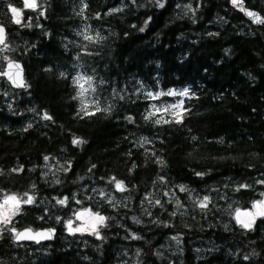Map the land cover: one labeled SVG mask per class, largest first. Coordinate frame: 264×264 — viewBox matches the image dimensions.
Listing matches in <instances>:
<instances>
[{
	"label": "trees",
	"instance_id": "16d2710c",
	"mask_svg": "<svg viewBox=\"0 0 264 264\" xmlns=\"http://www.w3.org/2000/svg\"><path fill=\"white\" fill-rule=\"evenodd\" d=\"M244 3L264 17L263 0ZM9 4L23 10L21 25L12 24ZM37 4L33 11L24 9L23 0H0V24L13 49L0 57V70L4 57L20 61L28 85L14 91L0 78V192L68 197L55 214L63 218L74 200L115 214L104 202H85L84 193L112 177L124 182L133 204L160 180L217 198L195 214L153 210L163 225L152 229L131 224L120 206L122 223L109 221L101 238L86 244L63 237L51 212L27 205L12 227H54L56 239L16 245L3 231L0 262L116 264L120 249H128L138 254V264H166L165 240L176 236L180 248L173 264H264V217L244 230L224 211L225 197L233 208L245 209L264 192V28L252 27L227 0ZM83 28L93 33V42L78 36ZM77 70L94 80V115H85L74 99ZM182 89L189 91L182 123L145 120L152 103L172 100L153 101L149 92ZM96 106L102 111L95 112ZM45 114L52 119L44 120ZM74 137L86 143L73 145ZM45 156L61 166L54 182L42 176ZM241 184L250 187L237 191ZM132 231L138 239L129 237ZM201 243L216 248L198 252Z\"/></svg>",
	"mask_w": 264,
	"mask_h": 264
},
{
	"label": "rangeland",
	"instance_id": "374dc122",
	"mask_svg": "<svg viewBox=\"0 0 264 264\" xmlns=\"http://www.w3.org/2000/svg\"><path fill=\"white\" fill-rule=\"evenodd\" d=\"M264 1V0H263ZM12 17V16H11ZM12 21V20H11ZM12 24H14L12 22ZM78 36L81 38V40L83 42L87 41L84 39V35H90L93 37L94 39V35L93 33L88 30V29H82L81 31H78ZM0 48H3V46H0ZM13 51L11 45L8 44V48L5 49L4 51L0 52V57H2L5 53L11 52ZM8 58V57H7ZM10 60V58H8L7 60H5V63L8 62ZM4 63V64H5ZM2 71V69L0 70ZM83 76L85 78L90 77L88 74H84L83 72H81L80 70H77L75 72V75L73 77V83L76 86L77 89V99H78V103L80 108L83 107V104H87L89 107L85 110L87 112H90L94 106L96 105V99H95V94H94V80L92 79V77H90L92 79V87L88 90V92L85 93V95L83 97H79L78 96V92L80 91V89L78 88V86L75 84V80L77 77ZM85 87L87 88L88 85H85ZM185 89L176 91V92H180L183 91ZM175 91V90H172ZM163 92H168V91H162V90H158L157 92H152V93H163ZM165 96H161L159 99L163 98ZM169 98H171L172 100H168V101H164V102H154L151 104L150 108L147 111V114L150 111H153V105H155L157 108H161V107H167L168 105H172V104H177L180 103L181 101L183 102L184 99L187 97H182V96H167ZM157 100H153V101H157ZM157 119H161V120H168V119H173L175 120V118L173 117V115L171 114V112H161L158 113L157 115L153 116ZM141 142L145 143V140H142ZM44 165L42 167V176H44L46 179H49L50 181L54 182L57 179V175L61 170V166L56 163L55 161L48 159V161L44 162ZM187 189V191L181 192L180 191V186L177 187L176 189H173L171 185H169L168 183L164 182V180H160L159 183H157L155 186H152L151 189L143 196L139 199V201L137 203H132L129 201L128 198V192L126 191H117L115 188V183H109L106 182L105 184L101 185V186H96L93 187L92 189L89 190H85L84 193L87 194V198L85 199V202L88 201H93V202H104L106 205L109 206V211H114L115 214H105L103 212L100 211V208L98 206L91 208L90 206H84V202L80 201V200H74V206L71 210V213L69 215H67L66 217H56L55 214L57 212V209L60 206H65V205H60L57 203V198L54 199H49L46 197H36L35 194H28L30 196H34V202L28 206L31 205H38L40 207L43 208V211L45 213H49L51 212L49 215H51L52 218H54V221L56 223H62V236L63 237H74L76 239H81L83 240V244H86V241L88 238H93L96 239L95 235H89L87 232L81 234V233H74V234H70L65 226V222L68 220H72L73 221V226H79L82 221H78L76 220L75 214L77 212L83 211L85 209H89L94 213H99L100 215H103L105 217H107L106 221H105V226L108 224L109 221H115L116 223H122V218H124V214L125 213H119V207L120 206H124L126 211H129V222L133 225H142L147 229H152V227H159L162 226L163 223L161 222V220L159 218L156 217H152V211L158 209L159 210V215L163 214V213H178L179 215H186L187 213H189L191 211L192 214H195V211L198 210L197 212L203 211L205 208H201L199 206L200 201H202L204 199L203 196H201V194L194 192L191 188L185 187ZM101 193H103V196L101 195ZM167 193V194H166ZM5 195H10L8 194V192H0V201L3 200V197ZM17 195V194H16ZM18 197H21L23 199H26L27 197L24 196V194L22 195H17ZM147 197V199H146ZM216 196H210L208 198V203L209 201H211V203H215L216 201ZM260 200H264V196H261L259 199L255 200V201H260ZM77 201H79V203H77ZM157 201H159V203H157ZM253 201V202H255ZM251 203L249 208H245V209H241V211H249V212H256V209L252 208V204ZM207 203V204H208ZM225 204L226 206L224 207V211L226 212V216L229 217V219L239 228H242L239 224L236 223V220L234 219V213H235V209L233 208V205L231 204V201L225 197ZM27 205H22L21 209ZM135 206H137L136 210L133 209L135 208ZM131 211V212H130ZM52 212H54V214H52ZM127 215V214H126ZM17 216V215H16ZM12 217V221L9 225L5 226L0 224V237L3 233V231H5L6 233H8V235L11 237L12 241H13V234L10 231H7L6 228H12L13 225V220L15 219V217ZM158 216V214H157ZM59 218V219H58ZM263 218L261 216H257L255 218V223L260 219ZM87 220H89V222L91 221V218H85ZM251 217H241V220L244 222H248L249 220H251ZM221 223L223 226H227L229 224L228 221H224L223 218L220 219ZM254 223V224H255ZM253 224V225H254ZM252 225V227H253ZM104 226V227H105ZM104 227H100V230ZM31 228V227H30ZM33 229V228H32ZM42 229V228H40ZM17 231H19L18 229H16ZM246 230V229H244ZM134 235V231L129 232V237L132 239V236ZM100 237H101V233H100ZM134 240V239H133ZM166 244L164 246V251H163V255L167 256V260H166V264H173L171 259L172 257H175L176 255H178L177 253L179 252V246L180 244L178 243L179 238L176 236L173 237H169L168 239L165 240ZM204 243H201L199 246H197V251H209V250H214L216 247L211 244L208 243L206 245H203ZM137 257L138 254H134L132 253L130 250L128 249H120L119 251V258L117 259L116 264H134L137 261ZM178 257V256H177ZM138 264V263H136Z\"/></svg>",
	"mask_w": 264,
	"mask_h": 264
},
{
	"label": "snow or ice",
	"instance_id": "6c2138e0",
	"mask_svg": "<svg viewBox=\"0 0 264 264\" xmlns=\"http://www.w3.org/2000/svg\"><path fill=\"white\" fill-rule=\"evenodd\" d=\"M231 4L234 8H237L239 11L243 12L246 16L251 18L254 24H264V18H261V16L258 15L256 12L249 11L244 7V0H231ZM159 6L161 8L164 7L163 3H160ZM23 7L24 9H30V10L35 11L38 8L37 0H23ZM85 7H87V5H85ZM8 9L12 16V22L16 25H21L23 10L11 4L8 5ZM120 10L121 9H113V11H120ZM81 11H83V9H81ZM40 15L43 16L44 13L41 12ZM22 26L31 27L30 24H25ZM133 27H135V25H133ZM143 30H144L143 28L140 29V31H143ZM84 39L89 42H93V37L90 35L85 34ZM0 45H3V48H0V52L8 48V44L6 43V29L2 25H0ZM4 59L7 60L8 58L4 57ZM22 73H23V69L21 68L20 64L9 61L8 71L0 72V75L8 77V79L11 80L13 85L16 87L27 88L28 85L24 82L22 78ZM61 75H63V73H61ZM75 84L80 89V91L78 92V96L83 97L85 93L88 92V90L92 87V79L90 77L85 78L83 76H80L76 78ZM85 85H88V87L86 88ZM147 95L150 99L157 100L161 96L186 97L189 95V91L188 89H185L180 92L170 90L168 92L155 93V94L152 92H149ZM76 98L77 97H74V99ZM88 107L89 106L87 104H83L81 111H83L85 115H94L95 113L85 111ZM152 107H153V111H150L145 116V120H149L150 118H152L153 116L161 112H171V114L175 118V122L182 123L183 113L188 111V109L184 107L182 101L177 104L168 105L167 107L157 108L155 105H153ZM101 111L102 109L99 106H96L95 112H101ZM103 111H108V109H103ZM43 119L51 120L52 117L45 114L43 116ZM128 119L131 122L132 118L128 117ZM163 122L169 123L171 121L165 120ZM155 123L160 124L161 120H156ZM29 127H31V124H29ZM192 139L195 140L196 137H192ZM72 143L73 145H79V144L86 143V141L74 137L72 140ZM44 159L47 162L49 157L45 156ZM160 163L162 164L163 161H160ZM92 167L94 168L95 165H93ZM14 171H22V169H14ZM89 171H91V169H89ZM197 175L199 176L203 174L197 173ZM113 182L115 183V188L117 191L123 192L127 190L124 186L123 181L117 180L116 177H112L109 180V183H113ZM259 183L264 184V181H259ZM248 187L250 186L246 184H241L239 188L237 189V191H239L241 188H248ZM180 191L184 192V191H187V189L184 186H180ZM101 195L103 196V193H101ZM260 195L264 196V192L260 193ZM24 196L27 198L23 199L21 197H18L16 194L5 195L3 197V200L0 201V224L5 225V226L9 225L12 221V217L20 214L22 205H30L34 202V199H35L34 196H30L27 193H25ZM67 202H68V197H64L63 199L57 200V203L60 205H67ZM77 203H79V201H77ZM157 203H159V201H157ZM207 203H208V197H204V199L200 201L199 206L202 209L206 208ZM252 208L256 209L257 211L256 212H249L247 210L241 211L239 207L235 209L234 219L236 220V223L246 230L252 228V225L255 223V218L257 216L264 217V200L253 202ZM75 217H76V220L82 221V223L79 226L74 227L72 220L66 221L65 226L70 234H74V233L83 234L87 232L89 235H95L97 239L101 238L98 229L100 227L105 226V221L107 217L100 215L99 213H94L89 209H85L83 211L77 212L75 214ZM241 217H251L252 219L249 220L248 222H244L241 220ZM85 218H91L92 222H89V220ZM41 219H43V217H41ZM6 230L12 232L17 242L23 241V240H33L36 243H39L41 240L51 239L53 235V230L51 229H49L48 231L33 232V230L29 228V229L24 230L23 232H18L14 227H12V228H6ZM138 238L139 237L135 235L132 236V239H138ZM245 259H247V257H245Z\"/></svg>",
	"mask_w": 264,
	"mask_h": 264
},
{
	"label": "water",
	"instance_id": "95a60500",
	"mask_svg": "<svg viewBox=\"0 0 264 264\" xmlns=\"http://www.w3.org/2000/svg\"><path fill=\"white\" fill-rule=\"evenodd\" d=\"M228 1V5L235 11L237 12L239 15H241L252 27L254 28H264V24H254L251 20V18H249L248 16H246L243 12L239 11L237 8H234L231 4V0H227ZM244 7L249 10V11H253L251 9H248L244 3ZM253 12H256V11H253ZM258 15H260L258 12H256ZM261 16V15H260ZM261 18H264L263 16H261ZM1 25V24H0ZM3 26V25H2ZM6 29V28H5ZM6 40H7V32H6ZM0 46H3V45H0ZM9 61H12L14 63H18L21 65V68L23 69V73H22V78L24 80V82L26 83V79H25V70H24V67L22 65V63L20 61H17V60H9ZM8 61V62H9ZM8 62H6L4 64V67L2 69V71L0 72H4V71H8ZM0 78H3L7 84L9 85V87L12 89V90H16V91H21V90H24L25 88H21V87H16L13 85L12 81L8 79V77L6 76H3V75H0ZM30 227H27V228H23V229H20L18 232H23L24 230L26 229H29ZM32 229V228H31ZM49 229L53 230V235L51 237V239H45V240H41L39 243H36L35 241L33 240H23V241H19L17 242L15 240V238H13V243L16 244V245H20V244H34V245H40V244H46V243H52L55 241L56 239V236H57V229L54 228V227H48V228H42V229H32L33 232H36V231H48ZM0 264H8V263H1Z\"/></svg>",
	"mask_w": 264,
	"mask_h": 264
}]
</instances>
